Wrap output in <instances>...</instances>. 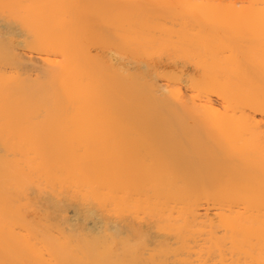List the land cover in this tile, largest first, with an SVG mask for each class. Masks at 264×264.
<instances>
[{"label": "bare ground", "instance_id": "1", "mask_svg": "<svg viewBox=\"0 0 264 264\" xmlns=\"http://www.w3.org/2000/svg\"><path fill=\"white\" fill-rule=\"evenodd\" d=\"M0 264H264V0H0Z\"/></svg>", "mask_w": 264, "mask_h": 264}]
</instances>
